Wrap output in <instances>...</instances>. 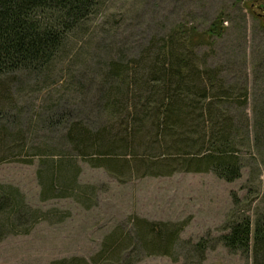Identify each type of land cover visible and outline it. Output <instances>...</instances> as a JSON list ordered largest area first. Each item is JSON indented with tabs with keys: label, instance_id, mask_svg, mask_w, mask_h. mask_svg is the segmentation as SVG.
Wrapping results in <instances>:
<instances>
[{
	"label": "rangeland",
	"instance_id": "1",
	"mask_svg": "<svg viewBox=\"0 0 264 264\" xmlns=\"http://www.w3.org/2000/svg\"><path fill=\"white\" fill-rule=\"evenodd\" d=\"M97 2L48 67L0 76V194L22 210L2 216L0 264H255L220 238L264 219V0ZM176 57L200 74L178 124ZM75 126L109 146L81 148ZM218 134L234 181L195 169ZM144 221L148 240L177 234L171 255L145 248Z\"/></svg>",
	"mask_w": 264,
	"mask_h": 264
},
{
	"label": "trees",
	"instance_id": "2",
	"mask_svg": "<svg viewBox=\"0 0 264 264\" xmlns=\"http://www.w3.org/2000/svg\"><path fill=\"white\" fill-rule=\"evenodd\" d=\"M98 0H0V76L12 74L17 71L37 72L52 62L65 45L68 36L74 32L94 11ZM218 26L214 24L210 33L217 32ZM174 55V53H173ZM178 60V61H177ZM164 68L166 77L176 79V90H173L171 102L163 104L165 121L171 119L178 124L180 110H184L182 103L174 102L175 96L181 93L183 88L188 87V81L193 79L195 84L199 82V72L193 71V66L186 60L176 57L171 64ZM169 72V73H168ZM215 76L209 75L208 79L212 85L215 84ZM193 80L191 82H193ZM183 83V84H182ZM201 90V89H199ZM196 90L199 98H206V89ZM178 101V100H177ZM161 107V105H160ZM159 108V107H158ZM160 109V108H159ZM161 118V117H159ZM225 129V128H224ZM72 132L75 142L81 148H100L109 145H97L93 143L101 134L87 133L79 127H74ZM224 130H221L223 133ZM227 132L225 131V134ZM219 139L212 140L210 154L204 157V166L198 164L195 169H207L212 167L220 178L227 181H234L241 175V166L236 157L224 155L226 141L223 135L218 134ZM94 138V139H93ZM112 148V147H111ZM205 167V168H202ZM66 169L61 170L58 175L53 173L47 175L48 184L52 185L56 179L62 180ZM67 176V175H66ZM12 192L0 194V241L3 237L1 230L4 225L3 217L8 213L7 218H13L16 214L22 213L18 208L17 201L13 200ZM14 209V210H13ZM16 211V212H15ZM21 215V214H20ZM3 216V217H2ZM10 221V220H9ZM15 223V220L13 221ZM141 228L142 243L152 253L171 255V251L177 241V234L171 232L158 238L159 233L148 240L149 230H157L156 226L144 221ZM152 231V232H153ZM223 244L233 252L254 253L255 264H264V219L258 220L255 224L250 217L243 216L234 221L226 232L221 236Z\"/></svg>",
	"mask_w": 264,
	"mask_h": 264
},
{
	"label": "flooded vegetation",
	"instance_id": "3",
	"mask_svg": "<svg viewBox=\"0 0 264 264\" xmlns=\"http://www.w3.org/2000/svg\"><path fill=\"white\" fill-rule=\"evenodd\" d=\"M258 15H260L262 18H264V5H261L259 7Z\"/></svg>",
	"mask_w": 264,
	"mask_h": 264
}]
</instances>
